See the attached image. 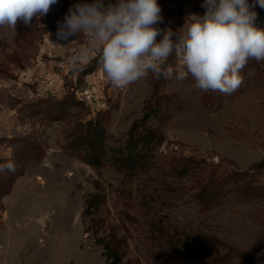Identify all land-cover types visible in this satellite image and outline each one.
<instances>
[{"label": "rangeland", "instance_id": "374dc122", "mask_svg": "<svg viewBox=\"0 0 264 264\" xmlns=\"http://www.w3.org/2000/svg\"><path fill=\"white\" fill-rule=\"evenodd\" d=\"M92 2L59 0L31 25L0 28V159L12 158L24 138L45 150L40 159H24L23 173L7 187L0 179V264H111L103 251L113 226L124 239L122 264H264V198L229 197L202 209L193 196L199 176L211 165L219 163L220 171L247 170L264 158V80L255 68L242 72L243 83L221 105L203 101L205 93L190 76L183 83L175 77L165 80L162 92L173 101L164 123L148 121L165 135L164 143L146 154L151 168L127 176L110 160L94 166L82 156L86 145L74 144L81 124L106 112V157H123L130 166V156L122 153L128 154L129 131L144 115L151 81L148 75L127 88L113 87L94 52L73 67L89 38L58 41V21L63 22L70 6ZM110 3L116 0H104L105 7ZM157 3L163 23L155 26L176 33L183 31L190 15L206 11L203 0ZM255 11L257 25L264 28V9L257 5ZM88 86L98 89L103 109L77 99ZM40 99L58 102L68 115L60 120L42 108L30 116L31 104ZM186 157L206 162L180 176L172 169ZM252 173L264 184V169ZM89 197L100 207L93 216L105 218L97 232L86 231L91 223V215H84ZM41 216L43 224L37 221ZM186 237L192 242L182 240ZM200 237L221 243L202 246ZM224 244L253 258L239 256Z\"/></svg>", "mask_w": 264, "mask_h": 264}, {"label": "clouds", "instance_id": "9594fccd", "mask_svg": "<svg viewBox=\"0 0 264 264\" xmlns=\"http://www.w3.org/2000/svg\"><path fill=\"white\" fill-rule=\"evenodd\" d=\"M58 2L0 0V28L15 30L18 22L31 25ZM257 5L264 9V0H203L205 13L190 15L183 31L176 33L155 26L163 23L157 0H116L107 7L104 0H93L69 7L63 22L58 21L56 38L88 37L89 46L73 59V67L94 52L108 81L119 89L152 73L180 83L190 76L202 93L230 95L243 83L248 61H264V28L256 23ZM173 53L179 61L175 67L167 63ZM3 171L14 173L15 162L0 164Z\"/></svg>", "mask_w": 264, "mask_h": 264}, {"label": "trees", "instance_id": "16d2710c", "mask_svg": "<svg viewBox=\"0 0 264 264\" xmlns=\"http://www.w3.org/2000/svg\"><path fill=\"white\" fill-rule=\"evenodd\" d=\"M167 63L173 66L177 64L175 53L169 57ZM249 68H255L258 78L264 80V61L257 62L254 59H250L243 72H246ZM149 78L151 81V96L147 99L143 117L136 121L129 131V137L126 141V150L128 154L122 153L123 155L130 156L132 160L130 166L124 165L125 158L123 157H118L117 160L116 157L113 160L106 157V151L104 149L105 127L103 125L106 112H98L96 119H90L87 123L81 124L79 128L80 133L76 137L74 144L77 146L82 144L86 145L85 152L82 155L86 161L94 166L101 167L106 165L107 162H109L108 160H110L112 166L114 165L115 168L118 166L117 170H122L127 176H132L141 170L145 171L151 168V164L149 165V161L146 159V154L147 152H151L152 149L162 145L165 140V135L159 125L149 124L148 121L152 118H158L161 123H164L165 120L170 117V106L173 98L172 95L162 92V85L166 79L163 77L157 79L152 73H149ZM234 94L235 92L230 95H224L219 92L210 91L205 93L202 99L208 103L221 105L225 99ZM77 99L85 104V101L80 97ZM42 108L46 110L47 113H55L57 119L60 120H63L65 116L68 115V111L62 108L58 102L40 99L31 104L30 116L38 114ZM84 125H87L86 129H83ZM22 141L23 144L18 146L12 158L0 159V164H5L10 160L14 161L16 164V171L14 173L8 171L0 173L1 183L5 185L4 187H7V183H11L16 176L23 173L22 163L24 159L29 157L40 159L44 155L45 150L38 142L26 140L25 138ZM205 162L204 159L186 157L177 160L172 170L178 175L184 176L195 169H201ZM263 169L264 158L259 162L253 163L247 170L232 169L229 171H220V164L215 163L211 165L209 169L203 170L205 173L199 176L197 180L198 189L193 196L202 209H210L218 206L229 197H235L245 201L264 198V184L259 183L252 173V171L260 172ZM9 188L5 191L8 192ZM99 195L100 194H98V196ZM93 198L94 197H89L87 199L84 215H91V223L87 226L86 231L93 229L94 232H97L100 227L104 226L105 218H96L93 216V214L100 209L99 204L95 202ZM108 238L109 240L104 244L103 255L111 264H122L125 257V251L123 250L124 239L118 237L114 226L111 228ZM182 240L189 243L192 242L188 237ZM199 243L202 246L208 244L214 247L215 244L221 243V241L215 238L200 237ZM228 249L231 252L235 251L237 255L244 258H253L241 253L233 246H228ZM218 255H220V253L216 251L215 257ZM128 264L131 263L129 262Z\"/></svg>", "mask_w": 264, "mask_h": 264}, {"label": "built area", "instance_id": "2783aa9c", "mask_svg": "<svg viewBox=\"0 0 264 264\" xmlns=\"http://www.w3.org/2000/svg\"><path fill=\"white\" fill-rule=\"evenodd\" d=\"M80 98L94 105L98 111L103 109L105 106V102L102 96L99 95L98 89L95 86H88L82 89L80 92Z\"/></svg>", "mask_w": 264, "mask_h": 264}, {"label": "water", "instance_id": "95a60500", "mask_svg": "<svg viewBox=\"0 0 264 264\" xmlns=\"http://www.w3.org/2000/svg\"><path fill=\"white\" fill-rule=\"evenodd\" d=\"M37 221H38V223L43 224L44 223V216L38 217Z\"/></svg>", "mask_w": 264, "mask_h": 264}]
</instances>
